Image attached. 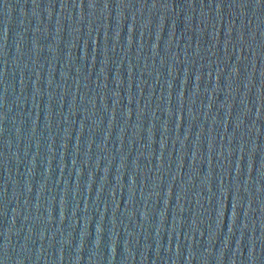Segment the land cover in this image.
Wrapping results in <instances>:
<instances>
[{
	"label": "water",
	"instance_id": "95a60500",
	"mask_svg": "<svg viewBox=\"0 0 264 264\" xmlns=\"http://www.w3.org/2000/svg\"><path fill=\"white\" fill-rule=\"evenodd\" d=\"M0 264H264V0H0Z\"/></svg>",
	"mask_w": 264,
	"mask_h": 264
}]
</instances>
